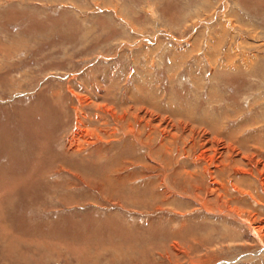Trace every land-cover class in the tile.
<instances>
[{
  "label": "rangeland",
  "instance_id": "rangeland-1",
  "mask_svg": "<svg viewBox=\"0 0 264 264\" xmlns=\"http://www.w3.org/2000/svg\"><path fill=\"white\" fill-rule=\"evenodd\" d=\"M0 264H264V0H0Z\"/></svg>",
  "mask_w": 264,
  "mask_h": 264
}]
</instances>
